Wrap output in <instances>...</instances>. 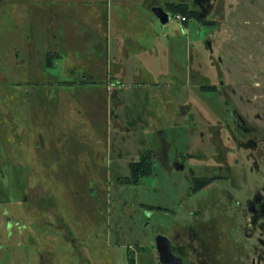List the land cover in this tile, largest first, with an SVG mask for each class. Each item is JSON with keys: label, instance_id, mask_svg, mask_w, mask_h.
<instances>
[{"label": "rangeland", "instance_id": "1", "mask_svg": "<svg viewBox=\"0 0 264 264\" xmlns=\"http://www.w3.org/2000/svg\"><path fill=\"white\" fill-rule=\"evenodd\" d=\"M127 1L115 10V16L129 13L118 36L105 40L106 34L97 32L85 38L87 23H81L72 50L41 36L37 11L25 15L13 0H0V264H159L155 232L171 230L183 210L174 204L172 174L152 152L169 155L189 141L209 140V128L200 124L206 115L218 127L217 139H228L225 125L216 121L226 114L224 98L235 108L233 89L245 92L238 102L242 111H260L264 118V0H217L213 12L229 18L217 20L215 46L206 53L196 41L205 37L206 27L196 26L186 8L175 11V3L162 24L148 0ZM42 3L54 9L58 3L56 11L61 14L64 7L65 16L77 11L73 2ZM94 7L101 8V0H91L88 8ZM177 13L185 20L180 22ZM17 14H23L19 21L13 19ZM26 37L32 55L23 70L13 59L15 50L27 51ZM119 43L126 67L122 81L112 77L108 63ZM61 49L62 60L51 67L54 51ZM217 54L223 95L201 78L207 74L217 85ZM87 69L95 73L90 82L78 78ZM185 102L189 108L181 106ZM150 167L134 184L117 179L132 170L137 177ZM246 177L256 186L264 180L257 173ZM238 230L235 223V249L229 244L227 250L235 256L231 263L251 264L252 240L244 241L245 258Z\"/></svg>", "mask_w": 264, "mask_h": 264}, {"label": "flooded vegetation", "instance_id": "2", "mask_svg": "<svg viewBox=\"0 0 264 264\" xmlns=\"http://www.w3.org/2000/svg\"><path fill=\"white\" fill-rule=\"evenodd\" d=\"M82 1L78 7L80 15L84 17L87 15L93 20H98L100 16L106 18L108 14L107 0L104 4L101 0L102 7L99 9L88 8L91 5V0ZM148 1L150 2L148 9L152 13L153 7H161L169 14L171 11L174 12L175 3L184 4L188 18L193 19L196 26L206 27V34H203L205 37L196 40L199 41L200 49L205 53L206 50L212 52L215 46L212 37L218 27L217 20H228L229 18L226 13L213 12L217 7V0ZM236 1H239L236 4L241 3L240 0ZM121 2L119 5L125 6ZM127 14L129 15V13ZM127 14L124 12L121 16H127ZM219 29L221 30V28ZM110 30L108 29V31ZM234 38H236L235 34ZM233 47L235 48V46ZM223 50L220 46L218 52H223ZM220 58L221 56L217 54L216 63L218 65L215 67L217 85L210 83L207 74L201 73V78L210 90L223 95L226 92H223L225 86L223 72L218 70L222 63ZM249 80L250 78L244 83H248ZM253 83L257 84L255 81ZM250 88L253 87L249 86V93H251ZM242 89L243 91L247 90L245 87ZM234 91L235 89L232 90V94L235 95L237 101L235 108L229 107V102L224 98L228 108H226V114L219 115L224 120L220 121L218 117V121H216L225 125L228 139H217L218 127L214 129L211 125L213 124L212 116L206 115L203 116L200 124L209 128L208 132L211 136L209 140L189 141L183 146V151L174 147L169 155L164 150L160 153L152 150L154 158L159 161L161 166L168 168L172 174L174 204L183 210L179 214V218L182 220L174 221L171 230H158L154 235V239L158 234L167 236L169 249L173 254L169 261L171 264H235L230 260L235 256L227 252L229 244H232L235 249V223L238 225V234L244 237H242L241 244L244 257L246 258L248 252L244 241L251 239V247L247 244L248 248H251L252 254L250 263L253 264L255 261V264L261 262L264 264V180L259 179L260 184L257 186L250 180L246 182L248 178L246 174L255 177L257 173L264 177V118L260 111H254L251 114L242 111L238 102L244 97L245 92L241 93L239 89L237 92ZM252 94L255 95V92ZM247 99L249 100L250 97ZM181 106L189 108L187 102ZM181 112H185V110L182 109L177 115L181 116ZM190 113L191 118L195 117L192 112ZM197 120L199 121V118ZM193 123L196 124V121L193 120ZM135 161L137 162L139 159ZM140 164H146V160ZM143 174L141 172L136 177L132 170L133 176L128 174L118 176L117 179L122 184H134ZM170 211L173 214L176 212L174 209ZM12 223L8 221V224ZM153 244L155 249V243ZM155 257L159 262L156 249ZM159 264L162 263L159 262Z\"/></svg>", "mask_w": 264, "mask_h": 264}, {"label": "crops", "instance_id": "3", "mask_svg": "<svg viewBox=\"0 0 264 264\" xmlns=\"http://www.w3.org/2000/svg\"><path fill=\"white\" fill-rule=\"evenodd\" d=\"M59 3H70L73 2V4H77V11L72 10L73 12L69 11L68 15H62V12L65 10L64 7H62V11L61 14L59 12L56 11V8L59 6L58 3L56 4V8H50L49 5H44L42 3V0H13V4H14V8L19 6L21 7V9H23L25 11V15L27 14H32L34 12H38V14H41V18L40 21L42 23V25H44L43 27V31L45 28V24L50 23L49 27H47L48 31L47 32H43L41 36L44 37L46 34V37H49L51 39H55L56 40V45L60 46L62 48V45L64 47H68L67 49H72L73 50V46L78 42L76 41L77 37L80 36V29L79 26L82 23H87V26L83 27V35L85 36V38H93L95 36L94 33L96 34H100V35H104L105 36V40H108L107 38H112V37H116L118 36V34H120L122 27L121 24L122 22H124L127 18H128V14L127 16L119 14L118 16H115V10L116 7L118 8V4L120 1H116V0H107V4H106V9H107V16L106 18L100 16L98 18V20H93L92 17L89 16H82L80 15L79 11H78V7L80 6V4L83 2L82 0H55ZM121 4H128V1H122ZM58 9V8H57ZM69 10V9H68ZM112 10V11H111ZM89 12V11H88ZM23 17V14H17L15 17H13L14 20L19 21L21 20ZM17 18V19H16ZM134 18V17H133ZM12 19V17H11ZM28 20V18H27ZM181 22V20H179ZM182 25V24H181ZM101 26H103L106 31L105 33L100 31L98 28H100ZM53 27L56 29V32L53 30ZM88 29H92V31L88 30ZM108 29H112V31H108ZM98 32V33H97ZM98 34V35H99ZM109 35V36H108ZM29 40H31L29 37H26V39L24 40V49L27 48L26 50H23V53L17 50H15V57H14V63L15 64H19L21 65V68L24 70L27 60L28 58L30 59L31 55H32V50L31 47H29ZM32 44V43H31ZM131 44V48L134 47V40H132L130 42ZM95 48L96 50H100L101 44H99V42L95 43ZM62 50H56L54 51V55L53 56V62L50 63V66L52 67L54 65V63H56V61L58 60H62L63 56H62ZM52 50L49 49L46 54H45V62L47 63V54L48 52H51ZM115 53L114 54H110V56H112V59L108 62L110 64V67L112 69V77L116 80L122 81L123 78L126 77V67L124 66L122 59L120 57V55L122 54L121 52V47H120V43L119 46L114 50ZM53 52V51H52ZM134 52H132V54L134 55ZM74 62V61H73ZM72 62V63H73ZM53 64V65H52ZM108 64V67H109ZM136 64V63H134ZM49 65V64H48ZM70 65H69V69H70ZM75 68V66H74ZM133 69V68H131ZM84 71V70H83ZM138 74L137 69H135V71H131L130 70V75L133 77H136V75ZM95 75V73L92 71V69L89 71L88 69L84 72H81V75H79L78 72V78L80 79H86L85 82H90L88 79L93 78ZM26 77H20V79H24ZM64 80V79H63ZM67 80V79H66ZM63 83H70V82H76L77 84L82 83L78 81H62Z\"/></svg>", "mask_w": 264, "mask_h": 264}, {"label": "water", "instance_id": "4", "mask_svg": "<svg viewBox=\"0 0 264 264\" xmlns=\"http://www.w3.org/2000/svg\"><path fill=\"white\" fill-rule=\"evenodd\" d=\"M152 11L160 23L164 24L168 21L169 14L163 11L161 7H153ZM154 243L159 262L162 264H171L169 261L170 257H173V254L169 249L167 236L164 234L156 235Z\"/></svg>", "mask_w": 264, "mask_h": 264}, {"label": "trees", "instance_id": "5", "mask_svg": "<svg viewBox=\"0 0 264 264\" xmlns=\"http://www.w3.org/2000/svg\"><path fill=\"white\" fill-rule=\"evenodd\" d=\"M175 11H181V12H183V13H185L186 12V10H185V7L181 4V3H178L177 5H176V7H175ZM131 165L132 166H136V162H132L131 163ZM138 168V167H137ZM134 169H136V167L134 168ZM138 169H141V168H138ZM145 169V168H144ZM143 171V170H142ZM151 172V167L148 169V171H144V172H142V173H144V174H148V173H150Z\"/></svg>", "mask_w": 264, "mask_h": 264}, {"label": "built area", "instance_id": "6", "mask_svg": "<svg viewBox=\"0 0 264 264\" xmlns=\"http://www.w3.org/2000/svg\"><path fill=\"white\" fill-rule=\"evenodd\" d=\"M175 17L178 19V20H185V17L183 15H180V14H175Z\"/></svg>", "mask_w": 264, "mask_h": 264}]
</instances>
